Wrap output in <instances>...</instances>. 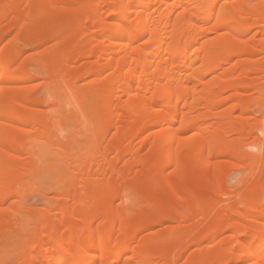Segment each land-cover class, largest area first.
<instances>
[{"label":"bare ground","instance_id":"6f19581e","mask_svg":"<svg viewBox=\"0 0 264 264\" xmlns=\"http://www.w3.org/2000/svg\"><path fill=\"white\" fill-rule=\"evenodd\" d=\"M256 113L264 0H0V264H264Z\"/></svg>","mask_w":264,"mask_h":264},{"label":"rangeland","instance_id":"374dc122","mask_svg":"<svg viewBox=\"0 0 264 264\" xmlns=\"http://www.w3.org/2000/svg\"><path fill=\"white\" fill-rule=\"evenodd\" d=\"M67 4H70V3H67ZM38 83H40V81L37 82L36 84L34 83L35 85L33 84L32 86H34V87H35V86H38V85H37ZM41 84H42V83H41ZM40 86H44V84L39 85L38 87H36L37 90H35L36 92H34L35 94H33L34 97L36 96V98H39V99H41V98L43 97V96H42L43 87H40ZM256 114H257V113H256ZM257 115H258V117H257V118H258L257 122L259 121L258 124H259V123L262 124V123L264 122V118L260 119L262 116H261L260 114H257ZM263 124H264V123H263ZM258 133H259V135H261L260 132H258ZM239 172H240V173H239ZM241 172L243 173L244 171L241 170V171H238V173L236 172V174L234 173L233 175H230V177H231L232 179L229 177L230 179H228V181H229L228 185H229V184H230V185L232 184L231 186H233V185H234L233 183H235V182H234L235 180H233V179H234L233 177H237V175H238V174H241ZM235 175H236V176H235ZM238 176H239V175H238ZM236 179H237V178H236ZM230 185H229V186H230ZM146 194L148 195L149 192H148V193H145L144 195H146ZM18 204H19V203H18ZM41 204H42V203H39V205H41ZM9 257H10V254H9V256L7 257V258H8V261L4 259L3 262L6 263V264H13L14 257H13V256H11V258H9ZM7 258H6V259H7ZM11 259H12V260H11ZM9 260H10V261H9Z\"/></svg>","mask_w":264,"mask_h":264},{"label":"snow or ice","instance_id":"6c2138e0","mask_svg":"<svg viewBox=\"0 0 264 264\" xmlns=\"http://www.w3.org/2000/svg\"><path fill=\"white\" fill-rule=\"evenodd\" d=\"M261 135L264 136V131L261 132Z\"/></svg>","mask_w":264,"mask_h":264}]
</instances>
